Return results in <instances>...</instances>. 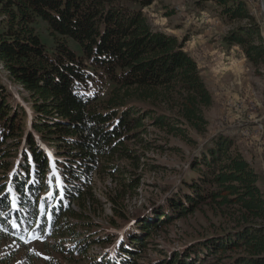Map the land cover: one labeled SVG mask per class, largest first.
Returning <instances> with one entry per match:
<instances>
[{"label": "trees", "instance_id": "obj_1", "mask_svg": "<svg viewBox=\"0 0 264 264\" xmlns=\"http://www.w3.org/2000/svg\"><path fill=\"white\" fill-rule=\"evenodd\" d=\"M154 2L0 0V63L30 95L38 133L27 131L29 113L14 106L0 77V247L12 237L22 244L36 238L44 246L51 238L60 255L84 256L97 240H90L92 231L80 234L78 222L90 225L84 218L109 203L117 218L109 221L114 233L106 238L112 241L88 264H264V177L234 137L217 134L201 142L192 135L207 133L205 111L214 99L186 39L149 20L145 8ZM197 3L216 4L222 16L245 20L224 37L225 45L264 63V36L247 0ZM39 17L55 36L52 53L34 26ZM68 38L80 43L82 54ZM145 119L196 147L186 179L169 199L129 213L125 200L136 180L133 162L122 161L135 155L127 140L147 131ZM103 172L122 186L104 191L105 202L96 183ZM204 207L228 227L188 244L183 256L137 257L166 223L160 217L181 218ZM66 239L69 247L58 241ZM35 257L20 264H35Z\"/></svg>", "mask_w": 264, "mask_h": 264}, {"label": "rangeland", "instance_id": "obj_2", "mask_svg": "<svg viewBox=\"0 0 264 264\" xmlns=\"http://www.w3.org/2000/svg\"><path fill=\"white\" fill-rule=\"evenodd\" d=\"M247 2L264 36L263 1ZM206 5L207 7L200 6L197 0H155L145 8V13L154 27L174 34L182 40L186 39V49L198 60L202 76L212 93L213 105L205 111L209 120L208 131L205 135H200L191 130L192 135L201 142L217 134L234 137L236 146L264 177V63L256 65L245 56L239 46L225 45L224 37L247 22L230 20L222 16L219 12L220 7L216 4ZM2 26L0 21V30ZM34 26L52 53L56 40L47 21L39 17ZM68 42L78 54H82L79 42L73 38H68ZM3 70L4 65L0 63V77L12 94L10 100L16 107H25L29 113L26 118V129L28 132L34 131L31 124L35 120V113L32 110L30 95ZM144 121L147 131L140 137H128L127 140L130 147L135 149L134 157L122 161L126 165H132L133 162L131 177L132 180H136V187L127 191L128 197L125 200L129 213L143 206L150 207L154 200L161 197L169 199L173 189L186 179L188 159L196 147L158 126L150 125L149 119ZM54 150L55 147L51 152ZM97 177L96 183L102 201L105 202L107 197L104 191H112V188L122 190L121 183L115 181L108 172H103L101 178L99 175ZM261 184L264 188V178ZM71 206L77 205L72 203ZM145 215L147 218L150 214ZM171 217L172 219H167ZM160 219L166 223L155 228L145 250L137 254L142 260L160 254L165 258L168 253L181 254L188 244L228 227L224 218L209 207L198 209L181 218L167 214ZM110 220H117L115 210L109 203H104L103 207L96 206L95 214L84 218L83 222H90V225H80L82 222H78L77 230L80 234L84 236L92 231L90 240H97L84 256L79 255L77 251L73 254L60 255L55 252L53 245L56 242L51 238L47 240V246H44L45 242H36V238L33 239V243L22 244L12 237L0 247V264L28 262L32 254L36 256L35 264H46V261L54 264H88L95 255H103L108 242L112 241L106 238L110 235L109 231L114 233L112 230L114 227L109 224ZM137 232L140 233L141 230L138 229ZM58 241L69 247L67 239ZM130 245L134 244L131 242Z\"/></svg>", "mask_w": 264, "mask_h": 264}, {"label": "snow or ice", "instance_id": "obj_3", "mask_svg": "<svg viewBox=\"0 0 264 264\" xmlns=\"http://www.w3.org/2000/svg\"><path fill=\"white\" fill-rule=\"evenodd\" d=\"M57 183L59 184V181ZM9 191L11 192V189H9ZM49 195H51V193H49Z\"/></svg>", "mask_w": 264, "mask_h": 264}, {"label": "water", "instance_id": "obj_4", "mask_svg": "<svg viewBox=\"0 0 264 264\" xmlns=\"http://www.w3.org/2000/svg\"><path fill=\"white\" fill-rule=\"evenodd\" d=\"M263 1V5H264V0H262Z\"/></svg>", "mask_w": 264, "mask_h": 264}]
</instances>
